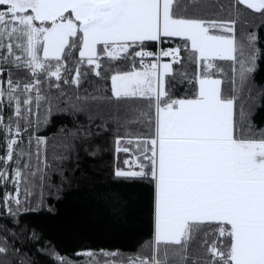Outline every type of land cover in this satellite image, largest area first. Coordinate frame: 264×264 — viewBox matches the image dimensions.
Instances as JSON below:
<instances>
[{
  "label": "snow or ice",
  "instance_id": "snow-or-ice-1",
  "mask_svg": "<svg viewBox=\"0 0 264 264\" xmlns=\"http://www.w3.org/2000/svg\"><path fill=\"white\" fill-rule=\"evenodd\" d=\"M258 30L264 0H0V264H77L27 217L89 185L105 228L146 199L151 239L84 264H264Z\"/></svg>",
  "mask_w": 264,
  "mask_h": 264
},
{
  "label": "trees",
  "instance_id": "trees-1",
  "mask_svg": "<svg viewBox=\"0 0 264 264\" xmlns=\"http://www.w3.org/2000/svg\"><path fill=\"white\" fill-rule=\"evenodd\" d=\"M258 31L264 35V30ZM259 46L264 48V43ZM258 63L260 71L256 74V80L259 83H264V57ZM90 79L95 85V79L91 77ZM83 87H88V84L85 83ZM89 90L91 91V88ZM63 120V117H54L52 126L41 134L48 135L51 139V134L55 131L56 126ZM257 121L264 122V113L257 116ZM124 158V155L120 154L117 161L114 148L109 141L108 150L104 154V164L101 165L102 168L107 165V168L96 176L97 189L102 187L107 170L114 167L116 163H120L122 166ZM82 163L84 168L91 172L92 161L84 160ZM92 190L91 185L81 187L79 190H69L59 199L55 194L49 196L47 192L44 193L46 201H49L54 208V214H47L45 210L27 217L37 230L43 233L44 241L41 243L50 241L62 255L76 260L77 264H84L86 258L75 257L74 253L88 249L135 253L140 245L150 241L151 221L149 204L146 199L142 200L134 210L128 211L126 226L105 228L103 225L107 220L106 210L103 205L92 199ZM96 224H100L101 227H96ZM32 250L35 251V246Z\"/></svg>",
  "mask_w": 264,
  "mask_h": 264
}]
</instances>
